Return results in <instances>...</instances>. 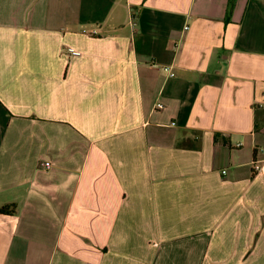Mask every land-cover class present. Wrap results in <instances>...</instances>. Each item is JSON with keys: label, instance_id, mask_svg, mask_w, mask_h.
<instances>
[{"label": "crops", "instance_id": "0c3cea01", "mask_svg": "<svg viewBox=\"0 0 264 264\" xmlns=\"http://www.w3.org/2000/svg\"><path fill=\"white\" fill-rule=\"evenodd\" d=\"M262 149L264 0H0V264H264Z\"/></svg>", "mask_w": 264, "mask_h": 264}, {"label": "built area", "instance_id": "2783aa9c", "mask_svg": "<svg viewBox=\"0 0 264 264\" xmlns=\"http://www.w3.org/2000/svg\"><path fill=\"white\" fill-rule=\"evenodd\" d=\"M186 28H188V26H186ZM72 54H73V55H80L81 53L75 51V52H73ZM166 69L169 70L170 68H169V67H166ZM170 74L173 75L172 72H170ZM156 107H158V108H162V107H163V104H162V103H157ZM262 151H264V149H262ZM43 164H44L45 167H50V166H51V162H50V161H44ZM263 168H264V165H256V169H257V170H260V169H263Z\"/></svg>", "mask_w": 264, "mask_h": 264}, {"label": "trees", "instance_id": "16d2710c", "mask_svg": "<svg viewBox=\"0 0 264 264\" xmlns=\"http://www.w3.org/2000/svg\"><path fill=\"white\" fill-rule=\"evenodd\" d=\"M7 209H8V208H7L6 206H4V207H2V208L0 209V212H1V213H4V214H5V213H8V212H7Z\"/></svg>", "mask_w": 264, "mask_h": 264}]
</instances>
